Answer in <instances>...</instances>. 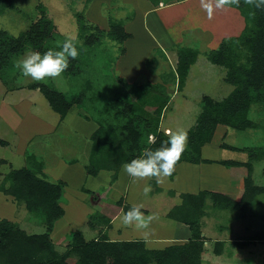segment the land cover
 <instances>
[{
	"label": "rangeland",
	"instance_id": "1",
	"mask_svg": "<svg viewBox=\"0 0 264 264\" xmlns=\"http://www.w3.org/2000/svg\"><path fill=\"white\" fill-rule=\"evenodd\" d=\"M39 1L13 0L11 6L6 4V8L0 12V31L6 30L11 34L18 35L27 30L40 17L37 8ZM42 1L46 5L47 15L57 27L54 43L61 42L60 37L63 36L74 37L76 42L79 41L77 42L79 57L76 58L75 63L83 69L81 75L62 73L58 78H46L45 81L53 83L58 89L64 90L68 94L78 92L87 79L92 80V88L87 90L89 96L82 100V104H76L66 119L61 121L60 114L53 110L42 92L26 87L30 82L35 81L30 77L23 76L20 70L15 67L16 62L23 59L27 53L37 50L29 48L25 53L16 56L15 64L11 68L5 69L7 81L0 78V137L8 141L7 144L0 143V159H6V162L0 163V172L5 174L12 168L29 165V157L26 154L29 150L37 154L39 160L45 162L47 177L50 180L58 181L61 178L66 180L67 185L61 201L65 207V214L56 221L52 233L56 248L61 253L64 252L68 248L69 234L77 229L82 230L87 239L94 238L97 233L90 228L89 216L94 212L105 211L108 216H117L113 222V230L108 232L109 236H113L116 240L140 238L146 240L147 245L151 248L163 247L169 243L177 242L173 240L176 237L183 239L189 235L187 234L189 233L188 226L167 217V212L182 202V192H198L208 187V185L203 186L205 183L213 184L212 190L232 195L234 192L230 190L235 187L236 197L240 199L245 190L247 166L242 169L238 165L228 167L218 162L212 163V166H203L204 162L195 164L185 161L178 165V169H175L176 175L165 178L162 183L154 184L152 179H130V187L126 185L128 179L126 172L121 174L119 181L112 184H109L111 180L109 176L112 172L107 169H102L97 176L86 174L85 165L89 163L92 141L86 134L92 132L91 128L97 127V123L92 121L93 124L81 119L88 120L85 115L97 114L100 108L115 100L117 96L125 93L127 96L134 95L135 93L131 90L133 82L136 84L147 81L156 83L161 80L160 72L176 68L177 56L170 52L169 59H165L158 44L160 39L166 40L167 36L169 39L175 37L170 33L178 31L180 35L175 37V40L169 41L171 43L175 41L176 50L182 44L199 48L202 53L193 69L190 70L184 89L180 90L169 84L168 91L175 94L170 107L164 112L161 128L167 133L169 130L166 129V126H170L174 132L181 129L188 131L197 121L201 111V99L204 95L222 99L234 88L233 84L225 80L227 69L210 61L205 54L213 49V46L210 45V41L206 42L207 35L210 33L203 27L217 28L218 31L212 29L215 31L216 37L233 39L236 35L233 32L243 31L245 27L241 10L233 5L217 9L214 11L213 17L209 19L202 5L197 9L192 6L195 16L188 17L190 24L202 28L194 31L179 29L181 24L187 23V20L183 18L186 14L184 13L174 24L172 32L169 31L166 36L167 30L161 26H154L152 22L146 24L145 34H141L144 23L137 24L133 21L137 18V6L145 7L141 4L142 1H147L148 6H151V3L152 6H155L169 4L172 0L169 2L164 0L159 3V0ZM193 1L198 2V0ZM176 3L178 1H174V5ZM190 5L193 4L190 3ZM141 10L143 12L144 9L141 8ZM183 11L185 12L180 9V13ZM76 12H84L89 21L100 25L103 29H108V17L112 15L124 21L125 25L130 26L129 29L133 32L131 38L136 37V34L137 37L128 44L129 39L124 43L125 53L121 52L122 44L107 34L103 35L97 43L87 45L83 43V33L75 16ZM142 15H145V12ZM152 16L154 17V13ZM232 24L233 28H231ZM162 32H165L166 37L162 38ZM120 77L126 79L128 83L121 84ZM177 82L176 79V84ZM15 87L16 89H13ZM97 92L100 93V96L92 99L93 94ZM76 112L82 118L78 117ZM250 117L264 126V105L254 103ZM89 124L93 125L89 126ZM150 139L152 140L153 136H150ZM221 141L244 150L223 148L220 146ZM260 145H264V128L237 130L220 125L216 131L215 140L204 146L203 155L215 159L247 162L250 152L246 147ZM75 160L76 163L71 166ZM212 176L214 177L212 178ZM253 176L257 184L264 185V157L254 161ZM2 182L0 179V185ZM188 184L191 187H188ZM145 185H151L152 189L147 195L143 192ZM81 186L93 189V195L88 196L85 189H80ZM170 190L175 194L173 195V192L170 194ZM123 193L126 194V199L123 197ZM119 196L127 203L144 207L148 210L149 215L156 214L158 216V219L150 225L149 230H138L135 226L123 227L119 217L125 210L122 204L117 203L120 200ZM257 199L259 203L248 205L245 210L242 208L220 209L214 207L211 200L207 201V214L201 218L202 234L206 239L202 264L264 263V241H251L264 224V193L260 194ZM0 217L19 223L26 231H31L29 233L46 231V226L41 223V219L36 213L29 211L24 204L17 202L3 191L0 192ZM118 229H121L122 233H118ZM241 239L250 242L244 246H237L235 241ZM218 240L225 241L222 254L215 252Z\"/></svg>",
	"mask_w": 264,
	"mask_h": 264
},
{
	"label": "trees",
	"instance_id": "2",
	"mask_svg": "<svg viewBox=\"0 0 264 264\" xmlns=\"http://www.w3.org/2000/svg\"><path fill=\"white\" fill-rule=\"evenodd\" d=\"M12 1L0 0V12L6 8V4L11 6ZM160 1L164 0H159L158 3ZM174 1L181 0H172L170 3ZM37 8L40 17L27 30L18 35L6 30L0 31V78L4 81H7L5 69L11 68L15 64L16 56L25 53L29 48L41 54L48 49L60 50L54 43L57 27L47 15L45 3L40 0ZM238 8L245 21L243 31L233 39L224 38L217 48L206 53L210 61L227 69L225 80L233 84L234 88L222 99L210 95H204L201 99V111L195 125L187 131V149L177 165L182 161L191 163L215 161L228 167L247 166L248 174L241 198L235 199L233 196L210 189H201L196 193L182 192V202L176 204L168 212L167 217L187 225L191 235L184 242L169 243L159 248L149 247L144 239H111L108 235V229L112 227L111 218L102 212H94L89 216V224L92 230L98 229L97 236L87 239L84 232L77 229L69 234L68 248L61 253L56 248L52 233L56 221L65 214L61 201L67 182L64 179L50 180L44 171V162L37 158V154L28 150L26 154L30 164L12 168L7 172L0 185V191L11 195L29 211L36 213L41 223L46 226V231L29 233L19 223L0 217V264H202L206 239L202 234L201 218L207 214V201L211 200L216 208L232 210L237 208L245 210L248 205L259 203L257 197L264 193V185L255 182L253 172L254 161L264 157V145L246 147L250 152L247 162L202 157L203 147L213 141L219 125L237 130L264 128L250 117L254 103L264 105V9L247 6L243 0ZM249 12H255V16L250 17ZM75 16L83 33V43L93 45L107 34L122 44L121 52L125 53L124 43L133 33L127 30L124 21L109 15V27L103 29L89 21L84 12H76ZM60 38L61 43L67 39L65 36ZM177 54V67L171 72L172 75L168 72L161 76L164 82L172 79L176 82L177 79V88L182 90L199 50L179 45ZM76 60H69L65 74L76 76L82 74L83 69L75 63ZM119 81L121 84L128 83L122 77ZM92 83L91 79H87L78 92L71 94L60 91L53 83L47 81H35L28 86L39 88L51 107L64 117L72 107L82 104V100L89 96L87 90L92 88ZM132 85L134 95L127 96L125 93L117 96L115 100L100 108L97 114L85 115L97 123V128L90 137L91 150L89 163L85 165L86 172L88 175L96 176L102 169L112 171L111 183L118 178L122 165L138 158L143 149L156 150L161 146H170L166 144L170 134L161 128V121L172 93L160 82L147 81L141 84L133 82ZM99 96L100 93H94L92 99ZM150 136H153L152 140ZM220 146L244 150L224 141H221ZM175 173L174 171L172 176ZM152 183L157 184L155 179H152ZM83 189L88 190L84 187ZM131 207L132 204H125V212ZM141 211L144 209L141 208ZM257 240L264 241V224L251 241ZM248 242L250 241L241 239L235 241V244L244 246ZM224 246L225 241L218 240L215 252L222 254Z\"/></svg>",
	"mask_w": 264,
	"mask_h": 264
},
{
	"label": "clouds",
	"instance_id": "3",
	"mask_svg": "<svg viewBox=\"0 0 264 264\" xmlns=\"http://www.w3.org/2000/svg\"><path fill=\"white\" fill-rule=\"evenodd\" d=\"M244 4L255 9H264V0H243ZM241 0H201L203 9L208 18L213 17L214 11L232 5L240 6ZM250 17L255 12H249ZM56 48L48 49L41 54L38 51L29 52L25 57L16 62L15 67L25 77H30L36 82H43L46 78H58L69 67V60L79 56L77 42L74 37L57 42ZM188 133L181 129L172 133L166 142L170 146H161L156 150L143 149L138 158L123 165L126 173L133 180L155 179L156 183H162L167 177H171L175 167L187 149ZM151 185H145L143 192L147 195L151 191ZM142 206H133L127 212H123L120 223L124 227L135 226L138 230L147 231L153 221L158 219L156 214L145 215L141 211Z\"/></svg>",
	"mask_w": 264,
	"mask_h": 264
},
{
	"label": "crops",
	"instance_id": "4",
	"mask_svg": "<svg viewBox=\"0 0 264 264\" xmlns=\"http://www.w3.org/2000/svg\"><path fill=\"white\" fill-rule=\"evenodd\" d=\"M161 2V1H160ZM190 3L191 4H193V5H190ZM141 4H143L145 7H139V5L137 6L138 7V12H137V14H136V17L138 18H135V20L133 21V22H136L137 24L138 23H144V26H142V30H141V34L143 33V34H145V28L144 27H146L147 25H148V22L150 23V22H152V24L154 25V26H156V27H159V26H161L163 29H166L167 30V32L165 33V32H162V38H164V37H166L167 35H168V33H169V31H171L172 32V30H173V28L175 27V23L181 18V14H184V13H186L185 14V16L183 17L184 19H186L187 20V23L186 24H181L180 25V28L179 29H184V30H197V29H199V28H202V27H199V26H194V24H190V20H189V16H195V14L193 13V8L194 9H197V8H199L200 7V5H201V0H198V2L197 1H193V0H181V1H178V3H176L175 5H174V2L173 3H169V4H162V5H155V6H152L153 4L151 3V6H148V3H147V1H142L141 2ZM150 4V3H149ZM175 6V7H174ZM192 6H193V8H192ZM141 8H143L144 10H143V12H142V10H141ZM180 9H183V10H185V12L183 11V12H181L180 13ZM177 10V12L175 13V11ZM144 12H145V15H142V14H144ZM154 13V17L152 16V14ZM176 18V19H175ZM140 20V21H139ZM139 21V22H138ZM242 23L244 24V22L242 21ZM147 24V25H146ZM188 25V26H187ZM129 25H126V28H127V30L128 31H130V32H132L130 29H129ZM179 27V26H178ZM241 27H242V25L240 26V30H241ZM204 28V30H207L210 34H208L207 35V40H206V42L208 41H210V45L211 46H213V49L216 47H218L219 46V44L221 43V41L223 40L222 38H224V37H216V33H215V31H218V29L217 28H211L210 26L209 27H203ZM231 28H233V24L231 25ZM212 29L213 30H215V31H212ZM233 30H235V29H233ZM239 31V30H238ZM242 31V30H241ZM241 31H239V32H233L234 34H236L235 36H238L239 34H240V32ZM133 33V32H132ZM164 33L166 34V36L164 35ZM171 35H175V37H177V36H179L180 35V33L178 32V31H175V32H173V33H170ZM159 37H160V35H158ZM136 37H137V34H136ZM136 37H134V38H129V40L127 41V44L129 43V42H131V40L133 41ZM171 37V36H170ZM175 37H171V39L172 40H175L176 38ZM167 39L166 40H162V39H160L161 41H159V39L158 38H156V40H158L159 41V48L160 49H162L161 50V52L164 54L163 55V57L165 58V59H169V53L170 52H172V53H174L176 56H177V58H178V55H177V50H176V43H174L175 41H172V43L171 42H169V41H171V39H169L168 38V36L166 37ZM210 38V39H209ZM222 39V40H221ZM164 41V42H163ZM180 42V41H179ZM161 44V45H160ZM162 44H163V46H162ZM157 45V44H156ZM178 45V44H177ZM182 45V44H181ZM187 46V45H186ZM198 50H199V54H198V56H197V59H196V61L193 63V64H191V67H190V70H192L193 69V67H194V65H195V63H197V61L199 60V56L201 55V53H202V51L198 48ZM206 54V53H205ZM176 61H178V59L176 60ZM175 68H171V69H167L168 71H166V72H160V78H161V80H159V82L160 83H164L165 84V86H166V88H167V91H168V86H169V84H171V85H174V86H176L177 87V84H176V82H173V79L172 80H169L168 82H164L163 81V78H162V76L161 75H163V74H166V73H168V72H170V74L172 75V71L174 70ZM190 70H189V74H190ZM189 74H188V76H189ZM120 76H122V75H120ZM124 77V76H123ZM187 80V79H186ZM155 82V81H154ZM157 82V81H156ZM31 83V82H30ZM175 83V84H174ZM185 86H186V84H185ZM185 86H184V88H185ZM23 87V86H22ZM22 87H19V88H22ZM26 87H28L29 89H38L40 92H42L39 88H30L28 85L26 86ZM24 88V87H23ZM183 88V89H184ZM13 89H16V87L15 88H13ZM12 89V90H13ZM178 89V88H177ZM60 90V89H59ZM60 91H63V92H65L64 90H60ZM168 92H170V91H168ZM43 93V92H42ZM171 93V92H170ZM175 94V93H174ZM174 94L172 93V96H171V99H170V102H169V105H168V107H170V105H171V101H172V99H173V97H174ZM45 96V95H44ZM48 100V99H47ZM27 102V101H26ZM49 102V101H48ZM28 103V102H27ZM50 104V103H49ZM51 106V105H50ZM167 107V108H168ZM73 108H75V107H72V109H71V111L73 110ZM166 108V109H167ZM54 110V109H53ZM71 111H69L67 114H66V116H64V117H62L61 116V114H60V118H61V121H63V120H65L66 119V117L68 116V114L71 112ZM57 112V111H56ZM165 112V111H164ZM77 113V115H78V112H76ZM165 115V114H164ZM164 115H163V117H164ZM78 117H80V118H82L80 115H78ZM81 120H84L85 122H92L93 120H87V119H84V118H82ZM95 122V121H94ZM94 122H92L93 124H94ZM96 123V122H95ZM9 124V123H8ZM92 124V125H93ZM91 124H89V126H92ZM9 126H10V124H9ZM97 126V125H96ZM220 126V125H219ZM219 126H218V128H219ZM97 127H93V128H91V130L90 131H92V132H89V134L87 133L86 134V136H88L89 137V139H90V137H91V134L93 133V131L96 129ZM217 128V129H218ZM87 129H88V127H87ZM163 129V128H162ZM166 129L167 130H169V134L171 135L172 133H174V130L170 127V126H166ZM164 130V129H163ZM217 131V130H216ZM216 134V133H215ZM215 140V136H214V139H213V141ZM212 141V142H213ZM0 143L1 144H7L8 143V141H6L5 139H3V138H1L0 137ZM21 148V147H20ZM90 148H91V146H90ZM204 148V147H203ZM25 154V153H24ZM202 157L203 158H207V159H212V160H219V159H215V158H209V157H206V156H204L203 155V149H202ZM3 162H6V159L5 158H1L0 159V163H3ZM182 162H185V161H182ZM75 164L76 163V160H75V162H72V164ZM181 163V162H180ZM179 163V164H180ZM203 162H201L200 164H202ZM212 163H217V162H204L203 163V166H212ZM71 164V166H74V164L72 165ZM178 164V165H179ZM195 164H198V163H195ZM124 165V164H123ZM123 165H122V167H121V169H120V171H119V173H118V178L116 179V181L118 180L119 181V179H120V176H121V174L123 173V172H126L125 170H124V167H123ZM178 165H176V167H175V169H178ZM70 166V165H69ZM184 167V165L182 166V168ZM240 167H242V169H243V167L244 166H240ZM207 168H209V167H207ZM211 170V169H210ZM44 171H45V173L48 175V173H47V168H46V164H45V162H44ZM49 171V170H48ZM102 171V170H101ZM100 171V172H101ZM109 171V170H108ZM212 171V170H211ZM99 172V173H100ZM112 172V171H111ZM241 172H243V171H241ZM85 173L87 174V172H86V169H85ZM98 173V174H99ZM215 173L217 174V172L215 171ZM6 174V173H5ZM5 174L3 173V172H0V179L3 181V179H4V176H5ZM97 174V175H98ZM96 175V176H97ZM111 175H112V173L110 174V178H111ZM126 175L128 176V179H127V183H126V185H129V182H130V179H132L127 173H126ZM176 175V174H175ZM214 176H215V174H214ZM214 176H212V178L214 177ZM215 177H217V176H215ZM62 179V178H61ZM167 179V178H166ZM150 180V179H149ZM115 181V182H116ZM110 182H111V180H110ZM109 182V184H112V183H110ZM114 183V182H113ZM206 185H208V187L207 188H203V189H210V190H212L211 189V187L213 186V184H205L204 183V187L206 186ZM236 186V185H235ZM83 187L84 186H81L80 187V189L81 190H83ZM128 187V186H127ZM129 187H130V185H129ZM188 187H191V186H189V184H188ZM87 192H86V194L88 195V196H92L93 195V193H94V191H93V189H90V188H88L87 187ZM220 190H226L225 188H219ZM235 189V187L233 188L232 187V189L230 190L231 192H234L233 193V195L232 194H230V193H226L225 192V194H228V195H230V196H233L235 199H238L236 196H237V194H236V190H234ZM89 191V192H88ZM90 191H91V193H92V191H93V193L91 194L90 193ZM172 190H170V194L172 193L171 192ZM215 191V190H214ZM1 192V191H0ZM218 192H220L219 190H218ZM196 193V192H195ZM222 193H224V192H222ZM91 194V195H90ZM175 193L173 192V195H174ZM120 195H122V194H120ZM123 197H125V199H126V194L125 193H123ZM11 196V195H10ZM242 196V195H241ZM119 198H120V200L119 201H117V203L118 204H120L121 205V203H123L122 205L124 206L125 204H130L129 202L127 203L125 200L123 201V198H121V196H119ZM241 198V197H240ZM102 201V200H101ZM179 204V203H178ZM63 205V204H62ZM133 205V204H132ZM133 206H136V205H133ZM174 207V206H173ZM65 208V207H64ZM141 208H143L144 209V211H146L145 212V215L147 216V215H149V213H147L148 212V210L147 209H145L144 207H141ZM143 211V212H144ZM106 212V211H105ZM105 212H102V213H104L105 214ZM169 212V211H168ZM168 212H167V214H168ZM108 216V215H107ZM108 217H110L111 218V223H112V227L111 228H109L108 229V232L110 231V230H113V222L115 221V219H116V217H111V216H108ZM182 223V222H181ZM42 225V224H41ZM183 225H185L184 223H183ZM187 226V225H186ZM124 227V226H123ZM24 228V227H23ZM125 228V227H124ZM25 229V228H24ZM92 230V229H91ZM188 230H189V233H187V234H189V235H187V237L186 238H174L173 240L174 241H177V242H184V241H186L188 238H189V236L191 235V232H190V229H189V227H188ZM93 231H95L97 234H98V229H93ZM28 232V231H27ZM29 232H31V231H29ZM117 232L118 233H122V230L121 229H118L117 230ZM184 233V232H183ZM97 236V235H96ZM111 239H114V240H116L113 236H109ZM135 239H140V238H135ZM125 240H132V239H125ZM169 240H171V239H169Z\"/></svg>",
	"mask_w": 264,
	"mask_h": 264
}]
</instances>
